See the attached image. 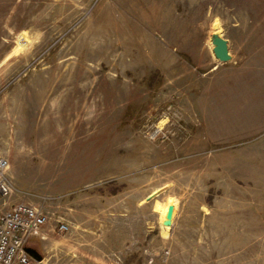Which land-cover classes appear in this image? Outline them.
Wrapping results in <instances>:
<instances>
[{"label": "rangeland", "instance_id": "rangeland-1", "mask_svg": "<svg viewBox=\"0 0 264 264\" xmlns=\"http://www.w3.org/2000/svg\"><path fill=\"white\" fill-rule=\"evenodd\" d=\"M15 7L0 25L8 202H46L74 264H264V57L249 66L244 37L264 43V0Z\"/></svg>", "mask_w": 264, "mask_h": 264}, {"label": "built area", "instance_id": "built-area-1", "mask_svg": "<svg viewBox=\"0 0 264 264\" xmlns=\"http://www.w3.org/2000/svg\"><path fill=\"white\" fill-rule=\"evenodd\" d=\"M15 191L8 158L0 156V264H29L27 244L50 218L44 201L8 202ZM57 228L61 232L69 230L60 220Z\"/></svg>", "mask_w": 264, "mask_h": 264}, {"label": "crops", "instance_id": "crops-1", "mask_svg": "<svg viewBox=\"0 0 264 264\" xmlns=\"http://www.w3.org/2000/svg\"><path fill=\"white\" fill-rule=\"evenodd\" d=\"M29 1L30 0H25V2H29ZM20 2H22V0H0V12H2V14L0 15V20H2L0 25H5L4 11L16 10L15 5H18ZM247 32L248 31L244 30V33ZM244 37L245 40L252 39V42L248 41L246 43V47L249 49H253V53L251 56L249 55L247 60L245 61L246 63L249 64V66H253L255 63L258 62L259 56L264 57V43L256 41L260 37L259 30L252 32V34L249 35L247 33ZM235 80L239 81L238 78H235ZM64 242H65V235L63 232L58 230L56 225L54 224L52 225L51 223L43 225L38 230V232L31 237V239L27 244V247L36 250V252L41 256V259L35 260L31 258L29 264H62V263L74 264L72 262L73 259L69 256L71 250L67 245H64ZM81 264H85V263H81Z\"/></svg>", "mask_w": 264, "mask_h": 264}, {"label": "water", "instance_id": "water-1", "mask_svg": "<svg viewBox=\"0 0 264 264\" xmlns=\"http://www.w3.org/2000/svg\"><path fill=\"white\" fill-rule=\"evenodd\" d=\"M210 42L212 44V53L219 62H226L231 59V55L228 48V40L222 36L221 32H212L210 36ZM149 198L150 196L147 199ZM173 209L174 205L169 204L166 210L165 217L162 220V225L171 226ZM26 251L31 258L35 260L41 259V256L36 252L35 249L26 247Z\"/></svg>", "mask_w": 264, "mask_h": 264}, {"label": "bare ground", "instance_id": "bare-ground-1", "mask_svg": "<svg viewBox=\"0 0 264 264\" xmlns=\"http://www.w3.org/2000/svg\"><path fill=\"white\" fill-rule=\"evenodd\" d=\"M220 27L218 24L215 25L214 27V31H219ZM158 129H159V126H158ZM158 131V130H155V132ZM155 134V133H154ZM169 204H173L174 205V209H173V213H172V218H173V215H174V211H175V203L172 202V201H166L165 203L163 204H155V207L159 210V213H160V222H161V226H163L164 229H168L169 226H164L162 225V220L164 219L165 217V214H166V210H167V207Z\"/></svg>", "mask_w": 264, "mask_h": 264}]
</instances>
